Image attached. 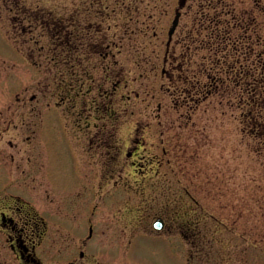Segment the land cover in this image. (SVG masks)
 <instances>
[{"label":"rangeland","instance_id":"1","mask_svg":"<svg viewBox=\"0 0 264 264\" xmlns=\"http://www.w3.org/2000/svg\"><path fill=\"white\" fill-rule=\"evenodd\" d=\"M192 4L0 0V190L48 221L56 204L74 223L90 214L123 264H264L247 188L262 176L235 151L231 110L204 103L185 127L170 89Z\"/></svg>","mask_w":264,"mask_h":264},{"label":"trees","instance_id":"2","mask_svg":"<svg viewBox=\"0 0 264 264\" xmlns=\"http://www.w3.org/2000/svg\"><path fill=\"white\" fill-rule=\"evenodd\" d=\"M192 5L193 21L179 43L183 52L170 88L173 95L182 97L176 102L179 111L186 113L180 119L191 128L204 103L221 108L223 118L231 110L229 117L236 124L232 131L238 136L235 151H243L255 164L253 173L262 176L247 188L256 205L264 207L263 8L256 4L249 9L246 0H193ZM179 140L177 146H184ZM197 156L191 161L198 160ZM220 196L215 191L210 197Z\"/></svg>","mask_w":264,"mask_h":264},{"label":"flooded vegetation","instance_id":"3","mask_svg":"<svg viewBox=\"0 0 264 264\" xmlns=\"http://www.w3.org/2000/svg\"><path fill=\"white\" fill-rule=\"evenodd\" d=\"M63 205L54 206L48 221L21 195L0 190V264L125 263L102 252L90 214L74 223L71 206Z\"/></svg>","mask_w":264,"mask_h":264},{"label":"water","instance_id":"4","mask_svg":"<svg viewBox=\"0 0 264 264\" xmlns=\"http://www.w3.org/2000/svg\"><path fill=\"white\" fill-rule=\"evenodd\" d=\"M181 2H183L184 0H180ZM179 18H180V14L177 13L176 15V18L172 24V28L169 32V36L172 37L177 26H178V23H179ZM154 227L157 229V230H161L163 228V222L160 220V221H157L155 224H154Z\"/></svg>","mask_w":264,"mask_h":264}]
</instances>
